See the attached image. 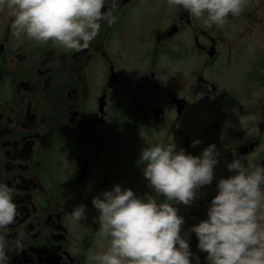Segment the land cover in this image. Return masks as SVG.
<instances>
[{
	"label": "flooded vegetation",
	"instance_id": "flooded-vegetation-1",
	"mask_svg": "<svg viewBox=\"0 0 264 264\" xmlns=\"http://www.w3.org/2000/svg\"><path fill=\"white\" fill-rule=\"evenodd\" d=\"M102 11L116 22L72 52L17 38L0 10V183L20 213L0 231L22 248L13 245L11 264H88L109 244L92 198L114 185L156 196L138 160L171 142L193 156L216 145L212 183L190 206L174 205L192 264H207L190 229L233 174L227 163L235 152L249 171L264 166V0H246L223 27L166 0H115L114 10L106 0ZM79 204L87 219L74 222Z\"/></svg>",
	"mask_w": 264,
	"mask_h": 264
},
{
	"label": "clouds",
	"instance_id": "clouds-1",
	"mask_svg": "<svg viewBox=\"0 0 264 264\" xmlns=\"http://www.w3.org/2000/svg\"><path fill=\"white\" fill-rule=\"evenodd\" d=\"M106 0H0V10L12 18L13 35L36 43L52 41L66 51L79 52L98 36L101 22H116L112 11H102ZM180 6L196 19L206 18L208 27H223L229 15L238 16L246 0H166ZM115 0H113V10ZM193 146L200 143L192 142ZM226 167L232 175L221 178L211 199L206 219L190 229L197 248L206 253L207 264H264V166L249 171L243 157L233 153ZM218 163L216 145L199 156L186 154L176 145L145 147L138 160L148 187L156 194L137 196L129 188L114 185L91 200L98 215L106 250L89 254L88 264H192L194 253L181 228L184 218L175 204L190 206L200 188L210 185ZM157 196L163 202L157 203ZM87 205L74 206V222L87 219ZM14 191L0 183V230H7L19 218ZM13 245L21 251L19 236L10 239L0 231V264H11ZM197 264L198 258H197Z\"/></svg>",
	"mask_w": 264,
	"mask_h": 264
}]
</instances>
